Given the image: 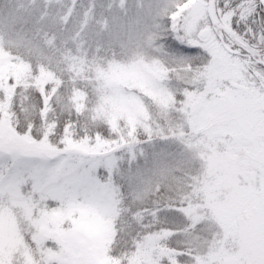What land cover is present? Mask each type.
I'll return each instance as SVG.
<instances>
[{
  "label": "snow or ice",
  "instance_id": "6c2138e0",
  "mask_svg": "<svg viewBox=\"0 0 264 264\" xmlns=\"http://www.w3.org/2000/svg\"><path fill=\"white\" fill-rule=\"evenodd\" d=\"M0 264H264V0H0Z\"/></svg>",
  "mask_w": 264,
  "mask_h": 264
}]
</instances>
